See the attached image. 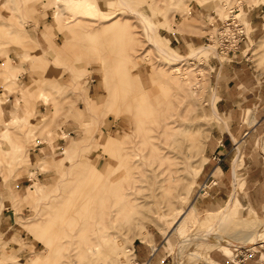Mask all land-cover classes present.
<instances>
[{
    "label": "rangeland",
    "instance_id": "rangeland-1",
    "mask_svg": "<svg viewBox=\"0 0 264 264\" xmlns=\"http://www.w3.org/2000/svg\"><path fill=\"white\" fill-rule=\"evenodd\" d=\"M51 1L0 0V219L5 216L16 222L0 240V264H58L68 259L63 257L68 250L46 247L51 237L45 234L61 222L62 205L65 210L84 205L80 197L94 187L92 180L97 178L91 172L94 160L103 174L98 179L101 191L107 187L109 202L119 210L117 225L111 229L118 244L114 252L105 249L99 264H135L130 249L133 254L138 239L146 241L152 233L165 236L166 232H172L163 247L168 264H196L201 254L208 261L212 252L226 262L233 259L231 264H246L251 252L264 247V209L257 211L242 203L239 172L230 194H236L239 204L234 211L233 196L218 203L209 192L218 182L220 171L215 174V170L222 158L212 156L215 165L207 171V142L216 127L224 128L213 111L212 67L215 62L230 63L238 52L219 51L221 26L238 14L248 40L252 14L264 28V0H234L228 7L221 0H128L153 23L154 39L179 56L188 57L199 46L211 45L215 50L217 45V55L203 51L180 64L152 49L147 40L139 42L144 23L119 0H60L59 15ZM115 16L119 24L110 27ZM95 22L106 28L92 30ZM261 41L258 47V41L250 39V51L255 57L262 55L259 67L264 65ZM176 64L188 74L178 77ZM204 66L209 68V78ZM165 73L184 83L195 101L189 102L185 93L167 84ZM167 106L178 117L176 124L182 130L189 128L195 137L186 142L184 163L175 161L180 168L175 178L160 185L144 162L140 168L137 162V169L126 167L137 158L129 154L140 139L139 147H149V126L138 119ZM114 139L117 146L107 150ZM256 142L254 153L262 157L264 135ZM236 147L234 167L240 169L246 164L245 146ZM230 179L228 175L226 187H231ZM22 181L27 187L20 190ZM200 190L204 199L199 197L192 204ZM227 201L230 208L217 237L209 236ZM253 233L263 238L249 246L244 237ZM76 259L78 264H89V258Z\"/></svg>",
    "mask_w": 264,
    "mask_h": 264
},
{
    "label": "crops",
    "instance_id": "crops-1",
    "mask_svg": "<svg viewBox=\"0 0 264 264\" xmlns=\"http://www.w3.org/2000/svg\"><path fill=\"white\" fill-rule=\"evenodd\" d=\"M259 24L257 18H253L252 14L250 38L240 43L238 52L230 57V63L215 62V66L212 67V78L216 89V93L214 90L211 92L216 112L215 118L224 124V128L216 127L212 132V137L207 142L210 161L209 166L207 165V171L210 172L215 165L212 156L218 155L222 158L215 170V174L220 171V175L217 177L218 182L209 192L218 203H222L233 192V186L237 184L235 183V173L239 172L243 179V185L239 190L241 201L246 207L257 211L264 209V161H262L264 155L261 157L254 153L256 139L258 140L260 136L264 135V65L258 66V59L262 55L255 57L254 53L250 51L252 46L250 39L258 41L257 46L261 47L260 41L264 38V28ZM178 30L189 31L181 27H178ZM204 68L209 78V68L207 66ZM240 144L245 146L243 149L246 164L240 169H235L234 163L237 157L234 153L237 149L236 146ZM228 175L232 177L230 179L231 187H226L225 179ZM18 187L20 190L27 187L26 181L20 182ZM232 196L234 198L231 201V209L234 211L239 204L236 201V194H232L229 199ZM228 201L220 210L227 205ZM9 221L10 218L5 216L0 219L1 241L5 240L4 238L11 233L13 225L16 224V222L11 223ZM170 236L171 232H166L165 236L152 233L146 241L138 239L139 242L133 246V254L132 249H130L132 257L134 255L135 263L168 264V255L163 247L165 237ZM201 256L200 260L195 261L196 264H231L233 260L226 262L215 252L210 254L208 261H206L205 254H201ZM246 264H264V247L259 246L251 252Z\"/></svg>",
    "mask_w": 264,
    "mask_h": 264
},
{
    "label": "bare ground",
    "instance_id": "bare-ground-1",
    "mask_svg": "<svg viewBox=\"0 0 264 264\" xmlns=\"http://www.w3.org/2000/svg\"><path fill=\"white\" fill-rule=\"evenodd\" d=\"M240 1L238 3H236V4H238V6L240 4ZM251 1L253 2V0H251ZM219 2H220V0H219ZM221 2L223 4V6L228 7L232 2H234V0H221ZM51 3L58 10L57 15H59V12L61 14L62 10L60 9V4H59L60 0H52ZM119 3L123 8L128 10V12L138 16L143 21L144 29L141 32V36H140L141 38H140L139 42H144L145 40H147L150 43L149 45L152 49H156L162 56L167 58L170 62L176 59L178 61V63L180 64L183 61L194 60L203 51L212 50V51H214V54L219 53L217 50V45H216L215 50L213 48L214 46L212 47L211 45H208V46H201V47L193 49L188 57L179 56L178 54L174 53L172 50L167 49L165 47H162L154 39L156 30H155L153 23L146 16H144L142 13L135 10L128 0H119ZM234 5H232V6H234ZM217 9H219V8H217ZM231 11L233 12L232 9H231ZM245 15L247 18H249V15L247 13ZM233 18H235L241 25H244L243 23H241L240 18L238 17V14L233 15ZM115 19H117V16L113 17L110 20V22L114 21ZM76 20L77 19H75V21ZM78 20H80V19H78ZM71 21H74V20H70L69 22H71ZM117 21H118V19L115 20V22H113L114 26L111 25L110 27H115V25L119 24V22L116 23ZM97 27H99V28H97ZM91 28H92V30H98V29L101 30V29L106 28V27L104 26V23L99 22L96 25V22H95V25H91ZM150 32H151V35H150ZM213 41L214 40H212V42ZM261 42H263V41H261ZM142 46H143V43H142ZM136 52L137 51H135V53ZM138 55H134V58H137ZM177 66H178V64H176V67L174 68V71L177 73L176 74L177 76L178 75L185 76V74H188V73H186V71L182 70L180 68V66L179 67H177ZM181 76H178V77H181ZM164 77H165L164 79L166 80L167 84L171 83L175 90L182 91L183 93H185L186 100H188L189 102L195 101L192 97V94L190 92L186 91L184 83H182L180 80H178L177 77L173 78L172 76H169L166 73L164 74ZM166 99H168V97H166ZM168 101L170 102V99ZM168 101H166L167 105H169ZM123 107H125V106H123ZM122 111H123V109H122ZM213 111L215 112L214 107H213ZM122 114H123V112H122ZM98 119L100 120L99 117L97 118V120ZM178 121H179L178 117H176L175 113L173 112L172 107L169 108V106H167L166 108H162L160 110L153 109V111L151 113H148L146 115V118L143 120H141L139 118L138 122H141L140 123L141 125H148L149 126V129H148L149 134L147 135L148 142H146L149 147L147 149V146L146 145L143 146V144H142L143 148L141 147V145L139 147V145L137 143L139 142V144H141L142 139H140V141H138L139 138L136 137L137 139L135 141L136 142L138 141V142L135 144V146L133 148L134 144L132 145V143H131L132 140L130 139L131 141L129 140V142L131 143L130 145H132L131 147L133 148V150L130 148L132 151H131V154H129V155L130 156L134 155L135 157H133V158H136V157L137 158L134 161L130 160V164L128 165V167H126V168H128L126 170L129 171V169H132V168L137 169L139 163H140L139 164L140 165L139 168H140V167H142V163L144 162V164L148 166L149 172H151L153 174L154 179L158 183H160V185H163V184L165 185V184H168L170 181H172L173 178H175L174 175L180 169V168L174 166V165H176L175 161L178 160L179 161L178 163H181V162L184 163L183 156H184L185 151L188 149V143L186 144V142H189L193 137H195L194 132H190L189 128H188L189 130L188 129L182 130L181 125L176 124ZM103 123H105V122H103ZM128 134H129V132H128ZM126 140H128V139H126ZM116 143H117V141L115 139L110 140L109 145L107 147V150L110 151L112 148L116 147L117 146ZM146 143H144V144H146ZM127 148H129V147H127ZM141 149H143L144 154H141V152H142ZM180 155H182V156L180 157ZM179 158H181V160H179ZM96 162L97 161L94 160L92 165H91V172H93V173H95V175H97L96 176L97 178H95L96 180H94V181L92 180V184H94V187H92V188L89 187L90 190H88V193H85L84 196L80 197L81 199H85L84 205L81 206L80 208L77 207V205H75L74 208H70L68 210H65L64 206L62 205L63 210L60 212L61 213V222L59 223V225L56 228L52 229L51 231H49L48 233L45 234L46 237H48V236L51 237V241L44 243L46 245V247L53 248L57 252H59V251L62 252L61 250H65V249L68 250L67 253H63L64 254L63 257H67L68 259H66L64 261L61 260L58 264H78L79 260H77L78 258L76 259V257L80 256V255L84 258H89V264H99V260L102 259L101 255H102V253H105V249L107 251L108 250L110 251L111 249H113L112 252H114L115 251L114 248H116V246L118 244L116 241V237L113 236V234L111 233V229H113V227L115 225H117V224L114 225V223H115V221H117L116 219L119 215V210H116L114 208L115 204H112L109 202V199H110L109 196L111 194L109 195V193L107 192V187L105 188V190L101 191L102 188L99 186V183L101 184V182L98 179H103L102 178L103 174L101 171L98 170V166L96 165ZM137 162H139V163L136 165ZM135 165L137 167H135ZM139 168H138V170H140ZM144 168H146V167H144ZM183 179H184V177H183ZM108 182H110V181H108ZM108 182H107V184H108ZM111 183H112V181H111ZM204 196H205V193H202V191H201L200 196H198V198H195L192 200V204L198 203V200L200 201L199 197L204 199ZM46 204H48V203H46ZM229 208H230V204H228L225 207V209L221 215V218L211 227V231L208 234L209 236L217 237L216 233L218 231H220V228H221L223 221H224V217L227 214ZM73 213H74V215H73ZM82 213H84V215L86 216L85 220L83 218V215H81ZM179 225L180 224H178L177 227ZM218 238L221 239L219 241H223V240L226 241V239H224L223 237H218ZM261 238H263V236H259L258 233H253L250 236H248V235L245 236L244 240L246 242H248L249 243L248 245L250 246V245H254L255 243L259 242L258 240H260ZM102 250H104V251H102ZM112 255H113V253H112ZM111 260H113V257ZM114 261H116V260L114 259ZM121 261H122V259H121ZM116 263H117V261H116Z\"/></svg>",
    "mask_w": 264,
    "mask_h": 264
},
{
    "label": "built area",
    "instance_id": "built-area-1",
    "mask_svg": "<svg viewBox=\"0 0 264 264\" xmlns=\"http://www.w3.org/2000/svg\"><path fill=\"white\" fill-rule=\"evenodd\" d=\"M218 36L222 42V47H219V51L230 54L238 50L240 43L247 38V33L245 26L241 25L235 18H232L230 22H226L224 26H221ZM226 46H229V50H227Z\"/></svg>",
    "mask_w": 264,
    "mask_h": 264
}]
</instances>
